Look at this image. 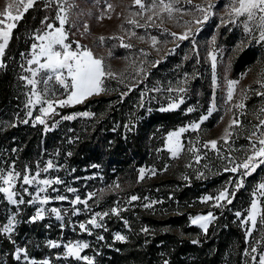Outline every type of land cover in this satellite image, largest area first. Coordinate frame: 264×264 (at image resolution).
Wrapping results in <instances>:
<instances>
[{
  "label": "rangeland",
  "instance_id": "374dc122",
  "mask_svg": "<svg viewBox=\"0 0 264 264\" xmlns=\"http://www.w3.org/2000/svg\"><path fill=\"white\" fill-rule=\"evenodd\" d=\"M12 2L13 0H0V12ZM143 3L146 6L144 9L135 5L134 0H56L57 5L53 4L54 7L49 8L48 24L59 27L57 14H66L68 17V22L65 24V31L68 33L66 43L77 41L80 45L86 46L95 57L102 58L106 68L114 74L104 81L106 91L93 95L87 100L106 96L113 98L112 105L120 100L118 98L120 95L128 97L126 108L129 109L128 107L131 106L134 110L127 115V121L123 126L125 135L132 133V127L142 123L146 113L154 107L166 108L170 103H178L181 98L184 102L175 110H180L182 117L188 116V118L184 124H179L156 136L158 144L159 142L162 144L158 145L155 153L152 154L149 164L136 168V181L124 172L116 173L115 168L109 174L116 173V175L107 177L99 166L85 167L81 174H77L76 169H71L68 165L71 147L78 141L79 136L87 133L88 127L97 124L95 113L90 108L64 115L62 109L67 106L57 107L58 114L53 113L46 117L47 128L42 125L43 132L48 134L57 131L54 137L58 142L45 145L40 155L34 159L27 158L22 163L18 160L17 148L4 155L2 152L0 176L6 177L8 173H18L17 179L13 181L15 185L13 191L20 193L26 201L25 204L13 205L8 202L4 193H0V205H3L4 209L0 226L15 216L12 233L0 232V237L3 241L6 239L12 244L13 258L19 264H30V261L41 264L44 260H48L49 264H84L83 260L66 256L64 245L69 242L88 243L89 247L84 249L81 255L92 258L94 264H126L123 255L130 248V244L147 246L155 238L164 235L172 236L165 240V248L158 250L156 259L162 264L166 262L173 264L168 251L173 247V242L186 238L199 243L205 233L199 226L191 224L192 217L211 212L216 219L218 215L215 212L220 211V215L229 213V217H224L225 220L232 219L230 222L238 225L235 213L241 212V219L247 217L251 201L254 199L253 192L259 183L264 182V165L246 177H241L239 171L237 173L225 171L226 167H231L229 158L237 162L243 160L250 142L264 133V125L261 123L264 121V111H262L264 95H257L264 92L262 87L264 41L258 39V29L253 24V31L246 32L243 24L245 18H234L229 15L232 0H164V3L173 4L171 16L162 11L160 0H143ZM108 4L112 5V9L108 8ZM61 6L64 12H60ZM197 6L210 9L207 13L208 20L200 24L195 23V20L202 18L205 13L200 12ZM12 11L15 14V9ZM233 19L235 22H230ZM15 23L17 24L18 21ZM45 31L51 30L46 27L36 33L32 45L40 43L35 37ZM185 32L188 33L186 40H178L171 35L176 33L179 36ZM101 37H103L102 41ZM32 45L23 69V77L27 78L33 77L25 69L38 67L27 63L32 58ZM122 45H131V47ZM72 47L75 48L76 45L72 44ZM245 50H250L255 58L236 69L235 63ZM210 54L216 56L215 85ZM2 60L3 57H0V62L3 63ZM44 75V72L40 71L34 77L38 81L35 86L37 92L43 94L46 88L49 89L48 98H52V91L57 95L63 93V88L55 81H49L45 85L42 82ZM23 80L25 91L22 92L25 103L21 110V123L39 126L41 124L34 125V118L40 115L39 108L44 105H35L32 108L33 118L27 117L26 113L29 109L25 105L31 96L32 85H29L26 79ZM232 80L238 83L233 99L228 101V82ZM199 81L202 85H206V89L210 92L207 106L200 99L195 101L193 97L196 84L200 85ZM133 88L136 89L133 91ZM179 88H184L185 91L178 92ZM87 100L71 107L82 105ZM213 101L215 110L211 116L201 124L199 131H192L190 124L198 122L202 116L207 115ZM241 103L244 105L243 108L236 107ZM189 108L194 111L188 112ZM141 109L145 110V114L140 111ZM84 112L90 115L87 117L79 115ZM73 114H76L75 119H62L63 116ZM25 119L28 123L22 122ZM234 119L239 121V126L229 129ZM0 123L9 125V122L2 118ZM81 126L83 129L79 128ZM117 127L118 123L112 126V130H116ZM181 127L188 129L180 137L183 150L178 156L173 157L167 148V136ZM226 129L232 133L227 143L222 139ZM211 140L217 141L216 150L204 147V144ZM193 147L199 151H190ZM196 156L202 157L199 162ZM49 161L54 167L44 171ZM140 169H145L142 180ZM149 170H154L155 174L153 175ZM37 172L40 173L37 180L59 178L63 183L45 186L34 181L30 186L23 185V175L31 177ZM240 179H243V187L246 190L241 196L237 195L238 190L235 191L232 204L224 201V207L218 208L212 206L214 201L201 202L204 196H215L226 185L231 193L236 181ZM188 185L195 187L194 195L199 194L192 198L187 210L184 208L188 213V226L164 224L170 209L168 204L173 203L174 194ZM0 186L7 187L2 178H0ZM25 188L28 190L27 193L24 192ZM39 188H46L40 196L49 197V203L46 205L27 203L36 195ZM69 188L74 191L69 192ZM61 195L67 199L63 201L55 199ZM77 196L81 201L87 200V206L84 203H72ZM132 196H137L138 199L132 201ZM256 198L263 202L264 196ZM16 199H20V196ZM186 202L178 201L176 204L184 207ZM148 204L152 206L146 207ZM40 207L46 209L44 219L32 222L30 218ZM51 208L58 209L62 219L58 220L50 211ZM112 208H117L119 215L112 214ZM104 212H108L109 215L103 220L96 217L98 223L103 225L101 228H93L87 224L94 214ZM81 223L86 224L91 235L87 231H81L79 227ZM23 225L31 227L32 230L29 231L30 236L22 235L19 239L18 235ZM249 227L250 224L243 226V231ZM145 228L147 232L144 231ZM187 229L190 231L185 232ZM256 229L258 236L255 240L246 243L247 248L243 252L240 264H258L260 256L264 255V224L259 223V217L252 233ZM116 234L125 236L126 240L117 241ZM101 236L103 239H99ZM250 236H247V239ZM49 241L61 246L52 248L49 246ZM160 245L162 242L158 244ZM253 247L257 249L256 252H252ZM17 249L24 250L20 260L16 259ZM245 252L249 255H245ZM6 254L0 240V264L5 261ZM253 256L256 257L255 260ZM232 261L229 255L223 260V264H232Z\"/></svg>",
  "mask_w": 264,
  "mask_h": 264
},
{
  "label": "trees",
  "instance_id": "16d2710c",
  "mask_svg": "<svg viewBox=\"0 0 264 264\" xmlns=\"http://www.w3.org/2000/svg\"><path fill=\"white\" fill-rule=\"evenodd\" d=\"M53 4L57 5L56 0H37L33 7L23 14L17 27L13 29L12 38L5 50L2 60L5 67L0 68V118L9 122V125L0 123V154L3 152L4 155L17 148V157L22 163L27 158L32 160L40 155L44 146L49 145L50 142H58L54 137L57 131L46 134L43 132L42 125L35 127L22 125L20 117L25 103L22 92L25 91L24 80L21 79L24 65L34 42V36L48 24L49 8L54 7ZM254 58L255 55L250 50H245L237 59L235 68H240ZM205 86L201 82L199 86L196 84L193 97L195 101L200 99L207 106L210 92ZM135 89L133 88V91ZM118 98L120 100L112 105L113 98L101 96L91 98L82 105L62 109L64 115L89 108L95 113L94 118L97 124L94 127H88L87 133L79 136L78 141L70 149L67 163L71 169H76L77 174H81L85 167L99 166L107 177L124 172L136 181V168L149 164L152 154L155 153L158 145L162 144V142L158 144L156 136L179 124H184L188 118V116L182 117L180 110L162 112L158 107H154L146 113L142 123L132 127V133L125 135L123 126L127 121V115L134 109L131 106L128 107L131 110L126 108L128 97L120 95ZM140 111L145 114L144 109ZM116 123H118L117 129L112 130V126ZM79 128L83 129L82 126ZM2 160L3 157L0 156V165ZM114 168L116 173L109 174ZM194 188L193 185H188L174 194L173 203L168 204L170 209L164 224L188 226L189 218L186 210L192 198L199 195H194ZM245 190V187H241L237 195L241 196ZM178 201L187 202L184 207H179L176 204ZM2 206L0 205V220L4 217ZM262 206V213H264V199ZM188 210L192 212L191 209ZM215 213L218 215L217 218L209 225L207 233L203 234L198 244L186 238L172 243L173 247L168 251L173 264H223V260L229 255L233 260L232 264H240L243 252L247 248L246 243L255 240L258 236L257 229L247 239L246 231H243V226L240 224L241 218L238 219V225H233L230 222L232 219H224L229 213L222 215L220 211ZM30 230H32L31 227L23 225L18 238L21 239L22 235L30 236ZM189 231V229L185 230V232ZM171 236L157 237L149 245L142 247L135 243L130 244V248L123 255L126 258L125 261L128 264H162L156 259L157 252L165 248L164 242ZM2 239L0 237L3 250L7 252L3 264H19L13 258L12 244ZM161 242L162 245L158 246Z\"/></svg>",
  "mask_w": 264,
  "mask_h": 264
},
{
  "label": "snow or ice",
  "instance_id": "6c2138e0",
  "mask_svg": "<svg viewBox=\"0 0 264 264\" xmlns=\"http://www.w3.org/2000/svg\"><path fill=\"white\" fill-rule=\"evenodd\" d=\"M35 3V0H13L12 3H9L3 12H0V17H4V19H0V57H3L5 54V49L8 47L10 39L12 38V31L17 27L15 21H19L23 14L27 12L28 9L32 8ZM134 4L138 5L141 9H144L146 6L143 3V0H134ZM160 4L162 5V11H165L171 16L173 12V4L172 3H164V0H160ZM108 8L112 9V5L108 4ZM198 10L202 13H205L202 18H198L195 20V23L200 24L208 20V12L210 9H205L197 6ZM12 9H15V14H13ZM22 9V10H21ZM229 15L234 18L244 17V30L246 32L251 33L253 31L252 25L259 31L258 39L260 41H264V0H232V3L229 6ZM64 8L61 6L60 12H64ZM110 18V17H109ZM56 19L59 21V27H55L52 24H47L46 27L51 31H45L41 35H37L35 37L36 40L40 41L39 44L32 45V58L28 60L29 65H37L36 69L28 67L25 69L30 72L33 78L21 77V79H26L29 85H32V93L29 97L27 104L25 105L29 110L26 115L29 119L33 118L32 108L35 105H44L39 108L40 115L34 118L35 123L45 125L47 128L46 117H49L51 114L56 113L57 107H71L77 104L83 103L89 97L93 95H99L101 92L106 91L104 87V81L106 78L113 77V73L106 68L102 58L95 57L90 49L86 46L80 45L77 41L67 42L68 33L65 31V24L68 22L67 15L57 14ZM12 21V22H6ZM130 23H135V21H129ZM230 22H235V19ZM190 31V29H189ZM178 40H186L188 39V33L185 32L177 36L176 33H171ZM101 41L103 37L100 38ZM214 42V41H213ZM155 43V41H153ZM72 44H75L76 47L73 48ZM124 47H131V45H122ZM210 58L212 61L213 68V84L215 85V68H216V56L210 54ZM0 67H5V65L0 62ZM40 71L44 72V76L42 77V82L47 85L49 81L57 82L61 88H63V93L57 95L56 92L52 91V98H48L49 89H45L43 94L36 91L37 80L34 79ZM238 81H229L228 82V90H227V100L231 101L233 99V95L236 89ZM264 87V84H262ZM131 90V89H130ZM178 92H184V88L177 89ZM126 95V94H125ZM257 95H264V92L257 93ZM184 101L181 98L179 102L170 103L166 108H161L160 111L167 112L170 110H175L179 108L180 104ZM236 107L243 108V103L236 105ZM215 110L214 101L211 104V107L208 110L207 115H204L200 118L198 122H192L190 124V128L192 131H199L201 124L206 121L209 116H211L212 112ZM188 112L194 111V109L189 108ZM264 111V109H262ZM58 114V113H56ZM82 116H89L90 113L84 112L80 113ZM76 118V114L63 116V120H72ZM23 123H28V120L25 119L22 121ZM264 125V121L261 122ZM233 126H239L238 120H232L229 129ZM229 129L225 130L224 136L222 139L225 143L228 142V137L232 135ZM187 128L181 127L178 131L170 132L167 136V148L168 151L172 153L173 157L178 156V153L183 150V145L181 143L180 137L181 135L187 131ZM255 136V133H253ZM251 140V138H250ZM205 148L211 147V149H217V141L211 140L204 144ZM190 151L197 152L199 151L195 147L190 149ZM219 154V153H218ZM202 157L196 156L197 162ZM229 163L231 167H226V172L237 173L240 172L241 177L250 176L253 172L256 171L261 165H264V133L261 134L259 138L255 141L250 142V147L245 151V155L243 160L237 162L233 158H229ZM54 167L53 163L49 161L47 163L44 171L52 169ZM242 170V171H241ZM154 175V170H149ZM18 173H8L6 177L0 176L3 179L4 185L7 187L0 186V193H4L7 197L9 203L13 205L25 204L26 201L23 199V196L13 191L15 187L13 181L17 179ZM40 175L39 172L36 173L35 176L23 175L22 183L23 185H32L35 181L40 185L50 186L53 183L61 184L63 183L61 179L56 178L55 180L50 179H40L37 180V177ZM145 169H140V179H144ZM185 179H187L185 177ZM244 186L243 179L236 181L235 187L233 191L230 193L228 190V186L226 185L223 189H221L217 195L215 196H204L201 202L214 201L213 207L223 208L224 201L227 204L233 203V198L235 195V191L239 190ZM27 189H24V192L27 193ZM46 188H39L36 195L32 196L30 201L27 203H39L40 205H46L49 203V197H41L40 193L45 192ZM69 192L74 191V189L69 188ZM17 196H20V199H16ZM254 199L251 201L250 208L248 209L247 217L240 220L242 226H248L245 235L250 236L252 234V230L256 228L258 217L259 223L264 224V213H262V202L258 196H264V182L259 183L257 188L253 192ZM91 198V196L89 197ZM58 200H66L67 197L61 195L55 197ZM137 196H132L131 200H137ZM74 204L84 203L87 206V200L81 201L77 196L75 200L72 201ZM151 204L146 205V207H151ZM46 209L44 207H40L37 209L34 216L30 219L32 222L36 220L44 219V213ZM50 211L55 214L58 220L62 219L60 211L56 208H51ZM111 213L114 215H119V210L117 208H112ZM108 212L104 213H96L92 218L87 221L88 225H91L93 228H101L103 225L98 223L97 218L103 220L105 216H108ZM236 217L239 219L242 216V213L237 211L235 213ZM215 219L213 213L209 212L206 215H197L192 217L190 222L192 225L199 226L205 233H207L208 225ZM15 224V216L8 219L7 223L3 226H0V232L4 234L12 233ZM81 231H87L89 235H91V231L87 228L85 223H81L79 225ZM145 232L148 230L145 228ZM99 239H103V237H99ZM115 239L117 241L124 242L126 237L120 234L115 235ZM193 243H198V241H193ZM49 246L52 248L60 247L61 245L54 242L49 241ZM66 249V256L74 257L76 260H83L84 264H94L92 258L87 255L82 256L81 253L84 249L89 247L88 243L83 242H69L64 245ZM257 249L255 247L252 248V252H256ZM23 249L16 250V259H21V253H23ZM245 255H249V253L245 252ZM253 260L256 259L255 256L252 257ZM30 264H36L35 261H30ZM41 264H49L48 260H44ZM167 264V262H166ZM258 264H264V255H261L259 258Z\"/></svg>",
  "mask_w": 264,
  "mask_h": 264
}]
</instances>
